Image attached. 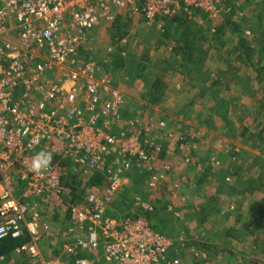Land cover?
I'll return each mask as SVG.
<instances>
[{
	"label": "rangeland",
	"instance_id": "1",
	"mask_svg": "<svg viewBox=\"0 0 264 264\" xmlns=\"http://www.w3.org/2000/svg\"><path fill=\"white\" fill-rule=\"evenodd\" d=\"M240 2L238 9L232 0L224 4L218 20L195 12L180 21L147 23L117 10V20L101 21L81 46V56L100 65L123 94L124 125L137 114L166 120L172 130L165 184L150 190L149 177L134 174L109 211L119 219L142 216L169 238L173 245L163 264H264V0ZM122 123L116 132L128 133ZM185 154L207 167L201 175L191 167L183 171L195 188L180 180L176 161ZM213 157L221 162L215 169L209 167ZM73 168L68 162L62 203L41 206L49 229L41 233L39 256L14 251L0 264H74L64 253V210L86 192H102L104 184L77 178ZM206 172L203 182L197 180ZM137 198L154 212L141 211ZM222 219V226H212Z\"/></svg>",
	"mask_w": 264,
	"mask_h": 264
},
{
	"label": "built area",
	"instance_id": "2",
	"mask_svg": "<svg viewBox=\"0 0 264 264\" xmlns=\"http://www.w3.org/2000/svg\"><path fill=\"white\" fill-rule=\"evenodd\" d=\"M229 1L0 0V240L28 236L29 242L15 252L39 256L41 233L49 229L41 206L61 202L68 193L64 176L71 162L77 178H98L104 188L86 192L81 202L64 210L65 255L74 257V264L165 262L173 245L169 238L142 216L119 219L109 211L134 174L149 177L150 190L165 184L173 164L165 142L172 130L166 120L136 114L125 122L128 133H117L125 98L100 65L81 56V46L101 21L114 23L117 10L147 23L192 18L195 12L218 20ZM232 4L241 6L240 0ZM42 152L50 154L51 163L37 174L32 165L43 161ZM176 164L181 182L193 188L197 184L183 171L191 167L201 175L207 169L190 154ZM220 165L213 157L209 167ZM135 204L154 212L141 198ZM48 264L67 263L57 259Z\"/></svg>",
	"mask_w": 264,
	"mask_h": 264
},
{
	"label": "trees",
	"instance_id": "3",
	"mask_svg": "<svg viewBox=\"0 0 264 264\" xmlns=\"http://www.w3.org/2000/svg\"><path fill=\"white\" fill-rule=\"evenodd\" d=\"M182 19H183V16H177V17L173 18V22L174 21H180ZM170 20H172V19H170ZM182 48H184V47H182ZM181 49H180V51H181ZM249 51L252 52L253 50H251L249 48ZM190 56H192V55H190ZM250 56H251V53H248V57H250ZM222 77L223 76H221L218 79V82H216L215 85H218V84H220V83L223 82V78ZM262 99H263V102H264V98H262ZM222 105H224V103H222L221 106H220L221 108H224ZM96 181L99 182V183H101L100 182V179H98V178L93 179L91 182L94 183ZM27 242H29L28 236H26L24 238H21V239H11V238H8L6 240H0V258L1 257H4L5 258V257L9 256L11 253H13L16 250V248L20 247L21 245H23V244H25Z\"/></svg>",
	"mask_w": 264,
	"mask_h": 264
},
{
	"label": "clouds",
	"instance_id": "4",
	"mask_svg": "<svg viewBox=\"0 0 264 264\" xmlns=\"http://www.w3.org/2000/svg\"><path fill=\"white\" fill-rule=\"evenodd\" d=\"M43 157V161H33L32 169L37 174H40L42 171L47 170L48 165L51 163V156L47 152H42L39 154Z\"/></svg>",
	"mask_w": 264,
	"mask_h": 264
},
{
	"label": "crops",
	"instance_id": "5",
	"mask_svg": "<svg viewBox=\"0 0 264 264\" xmlns=\"http://www.w3.org/2000/svg\"><path fill=\"white\" fill-rule=\"evenodd\" d=\"M90 35L92 36L93 34H90V33H89V36L87 37V39H88V38L90 39V37H91ZM82 46H83V45H82ZM196 157H197V156H196ZM197 158H199V157H197ZM189 171L193 172L194 170H193V171H192V170H189ZM208 171H209V170H208ZM207 173H208V172H206V173H205L203 176H201L200 178H197V180H199L200 182H203V180L207 177ZM165 210L168 212V210H169V209H168V206H167V208L165 207ZM169 211H170V210H169ZM60 220H61V218H60ZM207 222H208V221H207ZM222 224H224V219H222V221H220V223L213 222V223H212V226L216 227V229H217V228H219L218 225L222 226ZM66 226H67V225H65V228H66ZM208 228H209V230H210L211 227L208 226Z\"/></svg>",
	"mask_w": 264,
	"mask_h": 264
}]
</instances>
